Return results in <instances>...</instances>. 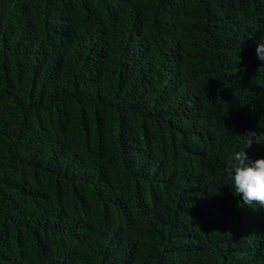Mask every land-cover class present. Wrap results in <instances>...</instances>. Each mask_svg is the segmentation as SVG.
Returning a JSON list of instances; mask_svg holds the SVG:
<instances>
[{
	"label": "trees",
	"instance_id": "obj_1",
	"mask_svg": "<svg viewBox=\"0 0 264 264\" xmlns=\"http://www.w3.org/2000/svg\"><path fill=\"white\" fill-rule=\"evenodd\" d=\"M262 37L264 0H0V264H264Z\"/></svg>",
	"mask_w": 264,
	"mask_h": 264
},
{
	"label": "clouds",
	"instance_id": "obj_2",
	"mask_svg": "<svg viewBox=\"0 0 264 264\" xmlns=\"http://www.w3.org/2000/svg\"><path fill=\"white\" fill-rule=\"evenodd\" d=\"M256 55L264 61V37L256 48ZM244 148L233 152L229 158L228 173L232 174L234 194L242 197V204L264 208V158L250 161L245 151L255 144H264V131L248 130L239 135Z\"/></svg>",
	"mask_w": 264,
	"mask_h": 264
}]
</instances>
